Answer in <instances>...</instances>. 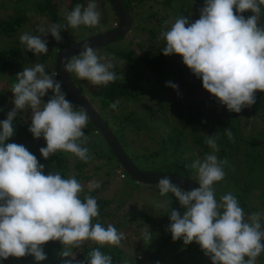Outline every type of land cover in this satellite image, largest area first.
<instances>
[{
  "label": "clouds",
  "instance_id": "clouds-1",
  "mask_svg": "<svg viewBox=\"0 0 264 264\" xmlns=\"http://www.w3.org/2000/svg\"><path fill=\"white\" fill-rule=\"evenodd\" d=\"M262 9L264 0H204L199 19L194 22L183 15L170 27L165 21L167 30L159 36L165 41L161 51L165 56H182L207 92L229 112L240 113L256 103L257 92H264ZM247 11L253 15L246 18L243 13ZM63 15L65 24L54 23L47 28L38 25L39 35L24 32L19 36L20 44L36 56L47 54L49 34L59 42L62 30L95 28L102 20L97 0H87L86 5L77 3ZM62 63L66 73L93 86L106 87L119 78L112 70L111 58L99 56L88 42L82 44L78 55L65 57ZM58 75L56 71L48 74L41 63L24 67L11 87L14 107L0 121V260L31 255L39 264L48 258L43 245L59 241L63 264H113L112 256L100 249L120 246L125 236L111 223L105 227L99 222L97 199L92 195L81 197L84 188L74 176L64 178L60 171L44 174L45 166L24 145L6 143L15 133L13 123L18 113L30 108L29 132L35 139L43 137L46 141V147L39 149L44 159L60 151L84 163L92 159L86 146L90 137L83 131L90 116L85 108L66 98L68 93L56 79ZM166 86L178 90L175 83L167 82ZM49 91L53 95L44 102ZM118 103L111 107L115 109ZM224 135L234 142L230 127ZM218 139V133L206 135L204 143L212 151L185 165L195 170L199 187L187 190L181 187L185 183L182 177L174 183L166 175L156 183L158 195L165 199L151 203L154 210L168 211L167 230L173 241L182 239L184 245L195 241L212 264H257L264 253V211L245 213L232 192L217 200L215 185L224 180L228 163L216 154L220 151ZM100 186V182L90 181L89 191ZM169 194L179 201L183 213L171 208ZM142 236L151 239L150 232ZM85 242L98 247L80 262L73 249Z\"/></svg>",
  "mask_w": 264,
  "mask_h": 264
},
{
  "label": "trees",
  "instance_id": "trees-1",
  "mask_svg": "<svg viewBox=\"0 0 264 264\" xmlns=\"http://www.w3.org/2000/svg\"><path fill=\"white\" fill-rule=\"evenodd\" d=\"M131 1L132 0H122L126 9L131 13L134 19L135 16L132 12L133 6H131ZM62 2H67V10L71 11L77 3L85 4L86 1L37 0V6L39 11L46 15L50 24H61L59 9ZM111 12L113 14L112 9ZM140 14L141 13H138V18H140ZM243 15L247 18L253 15V13L247 11L243 13ZM154 16L155 13H148L147 19L156 24L160 33L167 30L165 24L162 22V18L165 16H161V18ZM177 17V15H173V22ZM25 19L26 16L23 13L15 16L10 15L9 17L0 16V32L4 37H8L7 43L0 47V75H8V77H6L9 80V85L0 86V121L7 118L8 112L6 106L8 103L11 104V101L14 99L11 87L17 82V73L21 72L24 67H27L28 63L31 65L35 60L33 57L34 53L27 52L20 44L19 38H16L15 35L16 30L22 25ZM115 21L116 20L112 22L115 23ZM261 23H264V9H262ZM133 27V29H138L139 25L135 23ZM150 30L152 31L151 38L155 37L153 36L155 35L154 29L151 28ZM97 31L98 30L95 32ZM67 34V30L61 31V36H67ZM4 37L3 39H5ZM64 40L65 39L62 38V40L58 42L53 38L50 47H48V53L39 54V60L42 62L48 61L50 55L56 53L57 49L66 45ZM75 41H77V39H73L70 43ZM164 46L165 41L162 42V45L159 46L155 52L153 51L154 53H148L147 50L145 51L144 47L143 50H140L141 52L139 54L133 50L120 51L118 53L119 58L121 57L122 60H124L123 64L126 65L127 68H131V72L123 73L121 70H114L119 77L115 82L110 83L106 87L92 86L91 93L94 97L93 99L96 100L97 104L101 107V110H103L108 117V119H105L102 115L105 122L112 128L114 134L119 139V142L135 163L136 161L132 154H135L137 157L144 153L147 155L148 153L157 155L162 152L165 154V159L163 158L161 163L167 161L166 165H168L163 167L164 169L161 170L162 173H179L188 176H191V172L182 170L179 163L173 161L174 158L180 160L177 155L182 156L185 154L186 156L187 152L190 150L188 149L186 143L187 138L184 132L187 131L189 135H191V142H193V145L201 148V158L206 153L212 151L204 143V137L206 135H215L218 133L219 139L217 143L220 147V151L216 153L218 157H222V159H225L224 157L229 158L232 156L242 158L241 169L237 168V171H232L227 165L224 167V170L231 176L230 188L236 189L233 194L240 199V201L243 200V202H240V205L245 212L264 211L262 204L264 202L261 201L264 200V92L256 93V103L250 108H244L240 113L229 112L226 106L219 102L218 98L214 97L203 88L201 79H198L196 76L194 78L191 77L194 74L183 63L182 56L178 54L165 56L163 54L161 49ZM148 47L153 48L151 45ZM53 66L45 67V71L48 74L55 72V63ZM56 79L58 80L57 77ZM86 82L88 83V81ZM167 82H172L178 85V90L166 86ZM194 90H200L202 93L207 92L210 99L202 98L201 95L197 94H195L193 98L192 94L194 93ZM81 92L83 93L82 88ZM83 94L99 113V110L93 102L85 93ZM167 95H169L168 100H166ZM66 98L76 105L68 95ZM44 99V102H47L49 95H46ZM116 101H119V103L117 104V107L113 109L111 105ZM140 108L142 109L141 112ZM126 109H128V111L125 113H123V111L119 112V110ZM148 110L149 125L146 124L144 127V131L146 132L144 134L145 137L140 136V133L134 135L133 132H135L137 128L144 126L139 121L138 115L140 113L145 115ZM127 123L133 125L126 128L129 130L130 134L125 131V126L128 125ZM30 125L31 121L23 122L22 118L17 116L13 123L15 133L8 141H6V143L24 145L37 157L39 163L45 166L44 174L60 171L64 178L74 176L83 185L84 191L81 194V197H83V195H92L97 199L100 213L98 217L99 222L104 225L106 217L111 216L110 218H113L106 210L109 201L101 194V189L107 185V179H104L100 183L101 186L99 188L89 191V188H87V181L85 183L84 180L91 179L92 176L85 173V171H87L91 165L95 171L99 172V170H105L104 164L106 165V161L112 164V167L119 178H125L128 173L119 166L112 152L107 147L104 137L97 131L94 125L89 121L87 128L83 129L85 134L90 137L86 146L89 148L92 159L88 163H84L74 155L63 151L57 152L48 159H44L39 149L41 147H46V141L43 137L35 139L29 132ZM229 127L234 134V142L230 141L224 135V130ZM133 136H136L137 138H133ZM157 139L164 140L162 146L166 149V152L160 150ZM240 146L244 148L241 153L233 155L238 148L240 149ZM141 159L144 160L140 163L141 165H138L137 163L136 165L143 169L150 170V167L145 165V163H147L146 156L141 157ZM148 159H153V157ZM187 159L192 160L193 157ZM113 160L115 165L112 163ZM122 173L124 174L123 176H121ZM107 174L109 173L107 172L105 174L106 177H108ZM260 177L262 178V182L258 179ZM257 187L262 190L256 192L254 189ZM224 188L228 189V185ZM177 202L178 207L176 206V208L183 213L184 209L180 206L178 200ZM140 216L149 219L151 214L141 212ZM95 222L96 220L93 221V223ZM262 223H264V221H262ZM126 225L129 224L125 221L114 223V226L120 232L123 231L122 228H125ZM136 235L138 234L136 233ZM167 239H169V237L165 238V241L169 242ZM191 244H195V241ZM171 245L173 248L172 251H175L174 256L171 254V257H175L173 263L182 264L181 262L183 260L180 258L182 256L181 253L185 251V247L190 246L184 245L182 239L174 241ZM94 247L98 246L92 242H85L81 248L73 249L74 254H76V260L85 262L87 254ZM43 248L48 257L47 260L43 261L44 264H63V260L59 256L63 246L59 241H49L47 244L43 245ZM100 250L103 253L112 256L113 264L121 257L120 251L116 246H105ZM152 255L155 254L152 253ZM37 263L38 262L35 261V258L31 255L22 258L9 257L7 260H0V264ZM183 264L185 263L183 262ZM257 264H264V253L258 257Z\"/></svg>",
  "mask_w": 264,
  "mask_h": 264
},
{
  "label": "rangeland",
  "instance_id": "rangeland-1",
  "mask_svg": "<svg viewBox=\"0 0 264 264\" xmlns=\"http://www.w3.org/2000/svg\"><path fill=\"white\" fill-rule=\"evenodd\" d=\"M85 5L87 3V0H85ZM131 6H133L132 12L134 14V19L132 22V26L130 27V31L123 37L119 38L116 42L105 45L102 47L95 48L97 54L99 56H107L111 58L112 63L114 64V70H121L123 73H129L131 72V68H127L126 65L123 64L124 60L122 58H119V52L123 50H133L136 53H140L141 49L143 50V47L145 48V51L147 52H155L159 46L162 45L163 40L159 38L160 32L159 28H157L156 24H154L153 21L147 19L148 13H155L154 17H160L165 16L162 18L163 24H165V21H168V27L171 26V23H173V15H183L186 18L189 19L190 22H194L195 20L199 19V10L204 6V0H132ZM98 8L102 13V20L101 24L95 28H89L81 26L78 29H68L67 30V36L63 35L62 38H64V42L66 45H69L70 42L73 39H82L85 38L91 34H94L96 30L101 31L104 29H107L113 24L115 19L114 15L111 12V9L109 5L107 4L106 0H97ZM67 2H62L60 9H59V16H60V23L65 24L66 20L64 17V12L67 10ZM25 14L26 19L22 23V25L16 30V38H19V36L24 33L28 32L33 35H39V32L37 31L38 25H43L45 28H47L50 24L48 18L44 13L39 11L37 6V0H0V16L9 17L15 16L17 14ZM31 13V15H29ZM138 13L140 14V18H138ZM135 23L139 25L138 29H133ZM164 26V25H163ZM151 28L155 31V37L151 38L152 31ZM97 31V32H98ZM3 34L0 32V47L4 46L7 43L8 37H4ZM46 39L48 40V47H50V43H52L53 37L51 34H49ZM65 45V46H66ZM153 46V48L148 46ZM151 50V51H150ZM153 52V53H154ZM55 54L53 53L50 55L48 61H40L39 56L33 55L34 62L31 63L27 67L34 66L35 63H41L45 67L53 66L55 63ZM139 62V61H137ZM54 67V66H53ZM10 74V73H8ZM12 75V74H10ZM73 78H75L77 85L82 88L83 93L87 95V97L93 102V104L96 106V108L99 110L100 115L104 116L105 119H108V117L105 115L104 111L101 110V107L97 104L96 100L93 99L92 96V86L91 84H88L85 80L78 79L74 74H71ZM8 77V75H6ZM5 75H0V86H6L9 85V80L7 79ZM13 76V75H12ZM192 78L195 77V75L191 76ZM91 85V86H90ZM205 91V90H203ZM195 94L201 95L202 98L210 99V96L207 94V92H201L200 90H194V93L192 94V97L194 98ZM207 94V95H206ZM49 98L53 95L51 91L48 93ZM169 95H167L166 100H168ZM43 100H45L43 98ZM14 105L11 103H8L6 106L7 112H9ZM140 108V112H141ZM123 111V113L127 112L126 110H119V112ZM118 112V114H119ZM139 113V112H138ZM149 110L146 112L145 115H142L141 113L138 115L139 121L144 125L140 128H137L135 132H133L134 135L140 133V136L145 137L144 134L146 133L144 131L145 125L148 124L149 119ZM17 116H20L23 120V122H30L32 117V111L31 109L27 110H21ZM103 117V118H104ZM128 124V123H127ZM153 124V123H152ZM131 124H128L125 126L126 133H129L128 128ZM133 126V125H131ZM153 126V125H152ZM246 129V128H245ZM244 130V129H243ZM130 134V133H129ZM186 138H187V146L188 149H190L187 152V155L185 154L177 155L180 160L174 158L173 161H177L179 163V166L184 171L191 172L190 175L195 180L197 178L195 170L185 167V165H190L197 157H200V149L196 145H193L191 135L187 131L184 132ZM139 136V137H140ZM133 138H137L136 136H133ZM158 141V147L161 151L166 152V149L162 146L164 140L157 139ZM244 148L240 146V149L238 148L233 155H238L241 153V151ZM134 157V160L138 165H141L144 160L141 159V157L146 156L145 163L146 166L150 167V170L155 172H161L163 167L168 166L166 165L167 161L164 163H161L163 158L165 159V154L160 152L157 155H152L150 153L142 154L139 156H135V154H132ZM140 157V159H139ZM150 157H153V159H148ZM193 159L189 160L187 158ZM229 160L227 167L229 169L236 170L242 168V158L232 156V157H224ZM222 159V157H220ZM264 160V157H263ZM145 161V162H146ZM181 161V162H180ZM97 162V161H96ZM106 165L104 164L106 173L108 177H106L105 170H99L95 171V169L92 167L87 169L85 173L90 174L92 177L91 179L84 180L86 183L87 181V188H89V182L90 181H97L102 182L104 179H107V185L104 186V188L101 189V194L105 199H107L108 205L106 207V210L112 215L113 218L106 217L104 220V226L111 223L114 225V223H118V221H125L129 225H126L125 228H122L125 238L122 240L120 246H116L119 251L121 257L116 260L114 264H175L173 263L175 260V257H171V254H173L175 251H172V245L174 241L172 239L171 233L167 230L168 225L170 223V219L167 210H154L152 206L153 200H163L164 197H160L158 195V188L156 184H146L139 181H136L134 179H131L129 175L127 174L125 178H119L116 171L112 167V164L110 162H106ZM112 163L115 165L114 160ZM170 163V162H169ZM97 164V163H96ZM264 165V164H263ZM94 166V165H93ZM225 167V166H224ZM226 172V171H225ZM230 174L226 172V176L223 181L218 182L215 185L216 188V198L219 200L220 195L225 194L227 192H232L236 190L235 188H230ZM259 181L262 182V178H258ZM257 179V180H258ZM226 182V184H225ZM226 185H228V189L224 188ZM257 187L256 192L261 191L262 189H258ZM226 190V191H225ZM225 191V192H224ZM168 199L172 200L171 208L173 210H177L176 206L178 205L177 199L169 194ZM238 199V198H237ZM239 202L240 199H238ZM264 202V200H261ZM177 202V203H176ZM263 207H264V203ZM249 206V205H247ZM178 207V206H177ZM141 212L151 214L149 219L142 218L140 216ZM245 213H251L246 211ZM126 224V223H125ZM129 226V227H128ZM129 228V229H128ZM128 229V230H126ZM120 232V231H119ZM138 235H136V233ZM144 232H150L151 233V239H144L142 234ZM169 237V242L165 241V238ZM135 240V241H134ZM137 242V243H136ZM190 246V244H189ZM185 251L180 257L185 264H212L210 258L205 256L204 252L201 250L200 246L195 242V244H191L190 247H185ZM154 253L155 255H152ZM150 258V259H149ZM38 264V263H37ZM39 264H44L43 261L39 262Z\"/></svg>",
  "mask_w": 264,
  "mask_h": 264
},
{
  "label": "water",
  "instance_id": "water-1",
  "mask_svg": "<svg viewBox=\"0 0 264 264\" xmlns=\"http://www.w3.org/2000/svg\"><path fill=\"white\" fill-rule=\"evenodd\" d=\"M107 2L113 11L114 18L116 20L115 26H110L109 29L95 32L94 34L57 49L55 54L56 72L59 73L57 78L58 80L62 81L63 88L68 93L69 98L72 99L77 106L83 107L87 110L90 116L89 121L104 137L107 147L112 152L119 166H121L122 169L128 173L131 179L146 184H156L166 175L169 176L174 183H179V179L182 177L185 180V183L181 185V187L187 190L197 188L199 187V184L191 176L179 173L155 172L152 170L143 169L136 165V163L132 160V158L119 142V139L114 134L112 128L105 122L104 118L100 115V113H98L86 96L81 92V88L75 83L74 78H72L69 73L64 71L62 63L64 58L78 55L82 50V44L84 42H88L90 46L95 49L114 43L130 31L133 17L126 9L122 0H107ZM261 243L264 244V241H261Z\"/></svg>",
  "mask_w": 264,
  "mask_h": 264
},
{
  "label": "built area",
  "instance_id": "built-area-1",
  "mask_svg": "<svg viewBox=\"0 0 264 264\" xmlns=\"http://www.w3.org/2000/svg\"><path fill=\"white\" fill-rule=\"evenodd\" d=\"M112 26H115V23L112 24ZM124 174L122 173L121 176H123Z\"/></svg>",
  "mask_w": 264,
  "mask_h": 264
}]
</instances>
